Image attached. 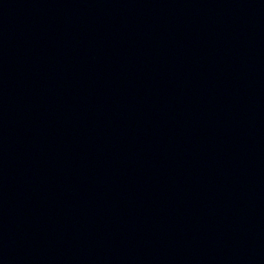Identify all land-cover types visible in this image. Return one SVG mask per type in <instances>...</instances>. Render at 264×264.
Here are the masks:
<instances>
[{
    "label": "water",
    "instance_id": "1",
    "mask_svg": "<svg viewBox=\"0 0 264 264\" xmlns=\"http://www.w3.org/2000/svg\"><path fill=\"white\" fill-rule=\"evenodd\" d=\"M0 264H264V0H0Z\"/></svg>",
    "mask_w": 264,
    "mask_h": 264
}]
</instances>
